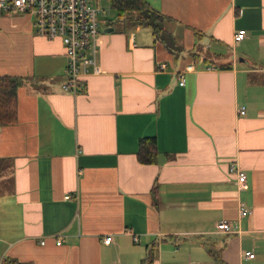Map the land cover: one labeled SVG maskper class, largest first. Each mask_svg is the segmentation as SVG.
<instances>
[{
	"label": "crops",
	"instance_id": "obj_1",
	"mask_svg": "<svg viewBox=\"0 0 264 264\" xmlns=\"http://www.w3.org/2000/svg\"><path fill=\"white\" fill-rule=\"evenodd\" d=\"M149 1L177 47L108 25L77 93L62 40L0 13V74L21 81L17 120L0 124V264H264V0ZM224 218L241 230L218 231Z\"/></svg>",
	"mask_w": 264,
	"mask_h": 264
},
{
	"label": "built area",
	"instance_id": "obj_2",
	"mask_svg": "<svg viewBox=\"0 0 264 264\" xmlns=\"http://www.w3.org/2000/svg\"><path fill=\"white\" fill-rule=\"evenodd\" d=\"M4 10H16L31 14L34 17L36 32L47 38H60L64 45L66 63L64 66L65 80L62 86L65 90L77 93L83 81L90 73H99L101 66L98 63L97 35L99 33L98 14L99 7L92 0H0V13ZM246 35L245 29L235 33V40H241ZM187 64L180 73V83L185 82V72L193 68ZM242 113L245 109L240 110ZM231 170L237 174L239 186L247 187L246 172L236 165ZM69 195H66L68 197ZM251 212L243 202L240 203V215L245 216ZM216 229L223 232L240 231L239 226L233 225L227 219H221ZM61 240V235L56 237ZM135 242L139 236L133 234ZM111 235L104 237L109 243ZM44 242V240H42ZM245 256L253 257L252 251H246ZM188 264H200L190 261Z\"/></svg>",
	"mask_w": 264,
	"mask_h": 264
},
{
	"label": "trees",
	"instance_id": "obj_3",
	"mask_svg": "<svg viewBox=\"0 0 264 264\" xmlns=\"http://www.w3.org/2000/svg\"><path fill=\"white\" fill-rule=\"evenodd\" d=\"M116 9L120 23L130 28L150 27L155 40L162 41L169 49L177 47L174 36L164 25L165 15L156 9L149 0H110ZM110 25H114L110 23ZM228 64H222L227 66ZM20 77L12 74H0V124H11L17 120V98ZM158 154L155 136H144L139 140L138 157L141 162H153ZM6 166L0 158V175ZM9 264H34L8 257Z\"/></svg>",
	"mask_w": 264,
	"mask_h": 264
},
{
	"label": "rangeland",
	"instance_id": "obj_4",
	"mask_svg": "<svg viewBox=\"0 0 264 264\" xmlns=\"http://www.w3.org/2000/svg\"><path fill=\"white\" fill-rule=\"evenodd\" d=\"M92 3L97 5L100 9L98 14L99 30H103L105 27L113 23L117 28L126 27L125 23L117 21L118 15L116 9L111 5L110 0H92Z\"/></svg>",
	"mask_w": 264,
	"mask_h": 264
},
{
	"label": "water",
	"instance_id": "obj_5",
	"mask_svg": "<svg viewBox=\"0 0 264 264\" xmlns=\"http://www.w3.org/2000/svg\"><path fill=\"white\" fill-rule=\"evenodd\" d=\"M113 26H108V27H106L105 29H104V31H111V30H113Z\"/></svg>",
	"mask_w": 264,
	"mask_h": 264
}]
</instances>
